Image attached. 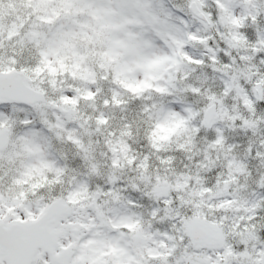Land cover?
<instances>
[{
  "label": "snow or ice",
  "instance_id": "6c2138e0",
  "mask_svg": "<svg viewBox=\"0 0 264 264\" xmlns=\"http://www.w3.org/2000/svg\"><path fill=\"white\" fill-rule=\"evenodd\" d=\"M0 264H264V0H0Z\"/></svg>",
  "mask_w": 264,
  "mask_h": 264
}]
</instances>
